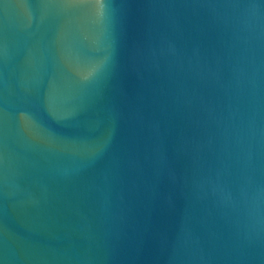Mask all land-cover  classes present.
Masks as SVG:
<instances>
[{"label": "water", "instance_id": "95a60500", "mask_svg": "<svg viewBox=\"0 0 264 264\" xmlns=\"http://www.w3.org/2000/svg\"><path fill=\"white\" fill-rule=\"evenodd\" d=\"M0 264H264V0H0Z\"/></svg>", "mask_w": 264, "mask_h": 264}]
</instances>
